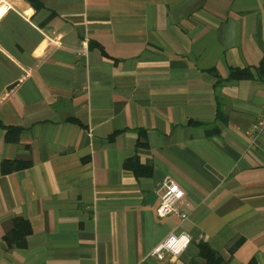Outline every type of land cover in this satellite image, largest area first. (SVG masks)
<instances>
[{"label": "crops", "instance_id": "obj_1", "mask_svg": "<svg viewBox=\"0 0 264 264\" xmlns=\"http://www.w3.org/2000/svg\"><path fill=\"white\" fill-rule=\"evenodd\" d=\"M263 58L264 0H0V264H264Z\"/></svg>", "mask_w": 264, "mask_h": 264}, {"label": "built area", "instance_id": "obj_2", "mask_svg": "<svg viewBox=\"0 0 264 264\" xmlns=\"http://www.w3.org/2000/svg\"><path fill=\"white\" fill-rule=\"evenodd\" d=\"M264 128V118L259 120L254 129L262 130ZM251 144L255 138L252 134ZM253 136V137H252ZM158 204L155 208V214L160 217H167L170 215L176 216L179 221L187 218V214L178 209V205L182 203L184 198L183 190L178 184L170 177L165 176L158 186ZM190 237L183 231L175 233L170 231L158 244H156L149 252L150 256L168 254L172 260L177 257L189 244Z\"/></svg>", "mask_w": 264, "mask_h": 264}, {"label": "trees", "instance_id": "obj_3", "mask_svg": "<svg viewBox=\"0 0 264 264\" xmlns=\"http://www.w3.org/2000/svg\"><path fill=\"white\" fill-rule=\"evenodd\" d=\"M34 1V0H31ZM242 79L257 80L261 81L264 79V58L260 61V64L257 68H230L229 73L226 77V81H237ZM220 78H216L214 86L219 85L224 82ZM218 115V112H217ZM215 131V130H214ZM125 166L131 169L135 176L139 175H149V168L140 165L136 159L132 158L127 160ZM29 226L25 221L16 219L14 221V226L12 231L5 236L7 243L11 244L14 241L24 237L29 233ZM197 254L196 257L200 261L191 260L188 264H224L222 257L212 249L206 242H198L197 245ZM249 264H255L250 262Z\"/></svg>", "mask_w": 264, "mask_h": 264}]
</instances>
